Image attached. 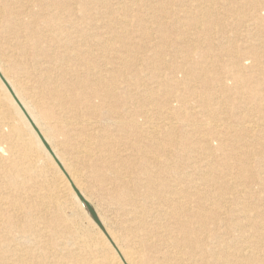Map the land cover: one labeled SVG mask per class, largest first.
I'll return each instance as SVG.
<instances>
[{
	"label": "bare ground",
	"instance_id": "1",
	"mask_svg": "<svg viewBox=\"0 0 264 264\" xmlns=\"http://www.w3.org/2000/svg\"><path fill=\"white\" fill-rule=\"evenodd\" d=\"M117 2L123 19L109 10L105 21L92 0H0V74L64 169L0 77V264H138L132 238L156 237L149 218L196 232L203 264H264V0H194L184 16L170 0H153L157 12L149 0ZM225 79L239 98L217 118L228 105ZM202 80L216 86L192 85ZM181 85L198 114L166 90ZM92 190L123 218L121 236Z\"/></svg>",
	"mask_w": 264,
	"mask_h": 264
},
{
	"label": "rangeland",
	"instance_id": "2",
	"mask_svg": "<svg viewBox=\"0 0 264 264\" xmlns=\"http://www.w3.org/2000/svg\"><path fill=\"white\" fill-rule=\"evenodd\" d=\"M100 1H104V5H106L105 7H102V5L100 4V6H98L99 4H98V2L97 1H94V0H92V2L95 4V2L97 3V5L96 6H98L99 7V9H100V12H101V16H102V18L105 20V21H108L109 20V18H110V16L109 17H107L106 18V15H104V13H107L109 10L110 11H112V12H114L115 13V16H119V18H121L122 17V19H123V15L121 14V12L118 10V7H119V4H117L118 2H117V0H100ZM116 1V2H115ZM153 0H149V4H151L150 6L152 7V9H154L155 11H156V9H155V6H154V4H152L153 2H152ZM172 1V3H171V5L169 6V10L174 14V13H176V14H180L181 16H184V13L183 12H179L180 10L181 11H183V10H186V11H189V12H191L192 13V11L193 12H196V9L194 8V6H195V4H194V0L192 1L191 0V3H190V0H170V2ZM187 1V2H186ZM220 3L222 2V1H224V0H218ZM249 1H251V0H249ZM254 1H261V0H254ZM113 2V3H112ZM186 2V3H185ZM178 3H180V4H178ZM190 3V4H189ZM184 4V5H183ZM187 4H189V5H187ZM109 5V6H108ZM191 5V6H190ZM177 6V7H176ZM183 6H184V8H183ZM188 6V7H187ZM214 9L215 10H218L217 8H218V3L217 2H215V4H214ZM109 7V8H108ZM113 7V8H112ZM178 7H179V10H178ZM182 7V8H181ZM181 8V9H180ZM186 8H189V9H186ZM112 9V10H111ZM172 9V10H171ZM177 11V12H176ZM157 12V11H156ZM183 13V14H182ZM121 15V16H120ZM142 16H143V18H144V20H145V22H147V25L148 26H151V23H152V21L150 22V18H149V16L147 17L144 13L142 14ZM161 16H163V15H161ZM160 15H159V18L162 20L163 18L161 17ZM147 18V19H146ZM263 18H264V15H263ZM129 21H130V23H128V25H129V27H128V36L133 40V43L134 44H136V45H141V39L138 37L139 35H138V33L137 32H135V23L133 22V21H131V19H129ZM162 21H165V20H162ZM220 21H222V20H220ZM227 22H229V20H226L225 21V23H227ZM231 25L233 24L232 23V21H230L229 22ZM235 27H236V25L235 24H233ZM234 26H232V27H234ZM260 28L262 29H264V19H263V21L261 22V25H260ZM148 32H149V38L151 39V38H156L157 36H158V32H157V27H154V24H152V29H150V30H148ZM168 32V33H167ZM166 32V34L165 35H167L168 37H173L175 34H174V32L172 31V30H168ZM170 33V34H169ZM262 39V41L264 42V35L261 37ZM140 56H142V55H140ZM167 59H170L171 57H166ZM212 74V73H211ZM214 74V73H213ZM223 78H225V77H223ZM67 79H68V77H67ZM144 79L145 80H147V77H145L144 76ZM179 81H182V76H179V78H177ZM226 80V79H225ZM200 83V84H199ZM213 84L214 86H216V83H213V82H204V80H202V81H199V82H197V83H192V85L193 86H197V87H199V86H201V87H203V85L205 84V85H210V84ZM151 86H154V85H152V84H150ZM224 85H226V88H228L229 89V91H230V88L231 87H233V85H234V83L232 82V81H224ZM180 88H181V90H179V89H177L176 90V92L174 91L173 92V90L172 89H170L169 88V90L168 89H166L168 92H171V95L172 96H178V98L180 97V99H179V101H180V103H182V105H184L185 107H187V108H190V107H194V111L198 114V112L200 111L199 110V108L198 107H196V101H197V99H195L194 98V96L192 95L191 97H186V96H188V94H190L188 91H187V87L185 86V85H181L180 86ZM232 89V88H231ZM184 90V91H183ZM166 91V92H167ZM179 91V92H178ZM178 92V93H177ZM161 94L162 93H160L159 94V99H166L167 97H163V96H161ZM229 94V95H228ZM223 97H225V98H227L228 99V101H227V104L228 105H224L223 106V112H224V114L222 113V114H218V116H216L217 118H222L223 116H226L225 115V113H227V111H231V109L232 108H234V106H237L236 105V103L238 102V98H239V95H237L236 94V92H234L233 90L232 91H230V92H226V93H224L223 92V94H221ZM161 96V97H160ZM190 98V99H189ZM171 99H174V98H170V100ZM184 100V101H183ZM187 100V101H186ZM194 100V101H193ZM233 101V102H232ZM191 103V104H190ZM177 105H179V104H176V103H174V104H172V108H176V106ZM181 105V104H180ZM189 106V107H188ZM171 110V109H170ZM102 113V116H101V120H102V122H106L108 119H107V113L105 112V110H102L101 111ZM174 121V123H175V125L182 131V128H183V123H180V121L179 120H173ZM103 126H106V124L104 125L103 123H102V127ZM224 129V128H223ZM111 130L113 131V128L111 127ZM113 135V134H112ZM182 141H183V138H182ZM212 144H213V147H216V145H217V142L216 141H212ZM119 150L121 149L122 150V148H118ZM128 155H130V152H124L123 153V157H125V162H126V164L129 166L128 168H130V161H131V158H129V157H127ZM217 156H220V154L218 153L217 154ZM128 159H127V158ZM137 174L138 173H136V174H134V177H137ZM221 174L222 173H220L219 172V174H217V176L218 175H220L221 176ZM93 193V190L91 191V194H90V196H91V198H92V201L94 202V204L96 205V207L98 208V210H99V213L101 214V215H103L104 216V218H105V220H106V222L108 223V225H109V227L112 229V230H114V231H116L117 232V234H119V236H121L124 232H123V229L121 228L120 229V231H119V228H117V225L118 224H120V220H121V218H119V217H117V215H116V211L115 210H112L113 209V207H111L110 205H108V204H105V203H101V201L99 200V198L96 196V194L94 195V194H92ZM72 206H73V204H71ZM74 207V206H73ZM107 207V208H106ZM115 214V215H114ZM130 218H132V216H130V217H128L127 218V221H129L130 222V224H133V228H138V226L139 227H142V225L144 224L143 222L141 223H138V221L139 220H137L136 221V219H134V218H132V219H130ZM79 219H80V221L82 222V223H85V226H88V229L90 230V232L92 233V234H94V230H92V228L88 225V223H86V221H85V219L80 215L79 216ZM120 219V220H119ZM151 219H153V218H149L148 220H147V222L145 223V226H146V228H148V230L151 232V234H150V236H154V235H156V237L154 236V238L153 237H150V241L148 242V239L147 240H145L146 239V237H144L143 235H145V233L143 234V235H141L142 237H144L145 239H143V238H141V237H137V238H139L138 239V241H137V239H135L134 237L132 238V240H133V243H134V246L137 248L139 245V247L137 248V249H139V253H138V250H137V254H139V255H136L137 257H138V264H203L202 263V261H200L201 260V257L199 258V256L198 255H196V249L195 248H193V246H195V245H193V242H195L196 240H195V238H196V232L195 233H193V231H192V229H191V231L190 230H188V232H187V230H185V231H183V229H181V227H184L183 225H185L184 224V222H181L180 224H175L176 223V221L174 222L173 220H169V219H158V220H151ZM119 220V221H118ZM131 220V221H130ZM134 220V221H133ZM122 222H123V218H122V220H121ZM133 221V222H132ZM138 223H136V222ZM142 221V220H141ZM135 222V223H134ZM135 224H137V226L135 225ZM187 225H188V223H187ZM166 227V228H163V227ZM181 226V227H180ZM159 227L160 228H162V229H166L170 234H171V236H170V234L169 233H167L166 234V236L165 237H163V236H160V234L161 233H158V231H160V229H159ZM178 227H180V228H178ZM191 227H193L192 225H190V228ZM159 229V230H158ZM122 233V234H121ZM156 233V234H155ZM186 234V235H185ZM192 236H191V235ZM149 235V234H148ZM181 235H183V236H181ZM188 235V236H187ZM177 237V238H176ZM186 238V239H190V241H191V245H190V248L189 247H187L186 246V244L184 243V242H182V240H183V238ZM151 238H153V239H151ZM167 238H170V239H167ZM142 239V240H141ZM165 239H166V241H165ZM145 240V241H144ZM171 240L173 241V240H175V242L176 241H178V246H171V245H168V244H172V243H170L171 242ZM135 241H137V243H135ZM147 242V244L145 245V243ZM166 242V243H165ZM144 243V244H143ZM149 243V244H148ZM152 243H153V245H152ZM156 243H159V244H156ZM155 245V246H154ZM156 245L158 246V247H156ZM161 245V246H160ZM179 245L181 246V247H179ZM141 246H143V247H141ZM147 247V246H149V247H147V249L146 248H144V247ZM154 246V247H153ZM163 246V247H162ZM169 246H171V247H169ZM143 250H142V249ZM156 248H158V249H156ZM182 249V250H180V249ZM184 248V249H183ZM173 249V250H172ZM190 249H192V250H190ZM175 250V251H174ZM168 251H170L169 253H168ZM195 251V252H194ZM146 252V253H145ZM142 253V254H141ZM144 253V254H143ZM163 253H164V255H163ZM169 254V255H168ZM171 254V255H170ZM178 254V255H177ZM163 255V256H162ZM194 255H196V256H194ZM164 256H166V259H165V257ZM170 256H171V258H170ZM191 256V257H190ZM185 257V258H184ZM194 259H193V258ZM156 258V259H155ZM190 258V259H189ZM166 261H165V260ZM187 259V260H186ZM154 260V261H153ZM169 260V261H168ZM181 260V261H180ZM193 260H194V262H193ZM198 260V261H197ZM166 263H165V262ZM176 262V263H175Z\"/></svg>",
	"mask_w": 264,
	"mask_h": 264
},
{
	"label": "water",
	"instance_id": "3",
	"mask_svg": "<svg viewBox=\"0 0 264 264\" xmlns=\"http://www.w3.org/2000/svg\"><path fill=\"white\" fill-rule=\"evenodd\" d=\"M0 77L2 79V81L4 82V84L7 86L9 92L11 93V95L14 97L15 101L17 102V104L20 106L22 112L24 113V115L27 117V119L29 120V122L31 123L33 129L35 130V132L38 134V136L40 137L41 141L43 142L45 148L48 150V152L55 158V161L57 162V164L59 165V167L61 168V170L64 172L63 167L61 166L60 162L56 159L53 150L51 149V147L49 146V144L45 141V139L43 138L41 132L39 131V129L35 126V124L33 123V121L31 120V118L29 117L28 113L26 112V110L24 109V107L21 105V103L19 102V100L17 99V97L15 96L13 90L11 89V87L9 86V84L7 83V81L3 78V76L0 74ZM73 189L77 195V197L80 199V201L82 202V204H84L89 211L91 212L92 216H93V220L95 221V223L97 224V226L101 229V231L107 236V238L109 237L107 234V231L105 229V227L103 226L101 220L99 219L97 213L95 212L94 207L83 197V195L81 194V192H79L74 186ZM114 246V245H113Z\"/></svg>",
	"mask_w": 264,
	"mask_h": 264
}]
</instances>
